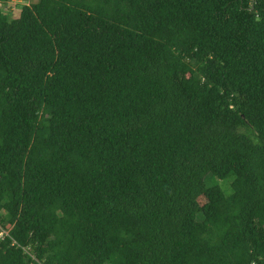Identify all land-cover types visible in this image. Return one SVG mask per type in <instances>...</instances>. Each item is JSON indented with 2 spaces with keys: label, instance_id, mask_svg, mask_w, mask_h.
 I'll return each instance as SVG.
<instances>
[{
  "label": "trees",
  "instance_id": "16d2710c",
  "mask_svg": "<svg viewBox=\"0 0 264 264\" xmlns=\"http://www.w3.org/2000/svg\"><path fill=\"white\" fill-rule=\"evenodd\" d=\"M12 1L0 264H264V0Z\"/></svg>",
  "mask_w": 264,
  "mask_h": 264
},
{
  "label": "rangeland",
  "instance_id": "374dc122",
  "mask_svg": "<svg viewBox=\"0 0 264 264\" xmlns=\"http://www.w3.org/2000/svg\"><path fill=\"white\" fill-rule=\"evenodd\" d=\"M38 0H22V1H12L9 6V9L11 12H13V15H17V9L20 6V4H24V5H31L36 3ZM218 185L221 186L222 188L226 187V182L225 181H217Z\"/></svg>",
  "mask_w": 264,
  "mask_h": 264
},
{
  "label": "built area",
  "instance_id": "2783aa9c",
  "mask_svg": "<svg viewBox=\"0 0 264 264\" xmlns=\"http://www.w3.org/2000/svg\"><path fill=\"white\" fill-rule=\"evenodd\" d=\"M3 236V232H0V237H2Z\"/></svg>",
  "mask_w": 264,
  "mask_h": 264
},
{
  "label": "water",
  "instance_id": "95a60500",
  "mask_svg": "<svg viewBox=\"0 0 264 264\" xmlns=\"http://www.w3.org/2000/svg\"><path fill=\"white\" fill-rule=\"evenodd\" d=\"M253 3H254V0H253ZM253 9V5H252V8H251V10Z\"/></svg>",
  "mask_w": 264,
  "mask_h": 264
}]
</instances>
